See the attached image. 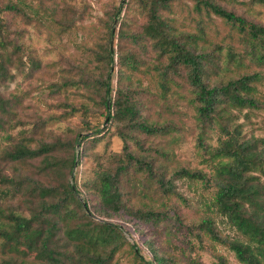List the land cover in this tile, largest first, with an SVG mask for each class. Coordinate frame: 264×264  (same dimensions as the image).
I'll return each instance as SVG.
<instances>
[{"label":"rangeland","instance_id":"rangeland-1","mask_svg":"<svg viewBox=\"0 0 264 264\" xmlns=\"http://www.w3.org/2000/svg\"><path fill=\"white\" fill-rule=\"evenodd\" d=\"M126 1L0 0V23L5 26L0 38L6 34L11 43L7 50L13 60L12 66L8 67L7 78L0 81V96L8 102L5 109L12 113L11 116L0 113L3 119L0 152L8 147L7 138L10 137L13 143L19 139L28 141L29 148L38 142L59 143L57 157L77 155L71 172L77 199L85 202V212H90L94 221L117 226L125 238L126 244L115 252L110 264H143L151 261L153 254L170 260L169 264H240L230 251L207 235H202L197 242L189 232L196 229L202 219H208L210 228L220 237H233V229L211 208H205L212 191L205 189L200 182L171 177L182 168L208 175L212 165L206 162L209 155L197 146L198 130L193 120L194 111L184 68H177L168 75L167 87L163 91L154 72L149 71V66L155 64L156 59L160 63L151 41L141 37L137 41H111L112 46L115 44L114 52L119 51L125 63H117L112 70V97L115 89L127 91L134 100L139 118L148 125L166 127L159 134L146 135L127 122H105L102 110L96 111L93 106L92 100L96 97L88 90L55 89L64 79L74 81L80 75H97L101 65L94 60L92 52L98 44L104 43L105 25L112 15V8L119 4L125 6ZM217 3L264 27L263 7L252 6L248 0H217ZM10 5L15 9H4ZM248 8L250 10L246 12ZM161 14L171 26L173 35L195 37L196 47L202 49L200 51H209L215 45L222 48L218 61L214 62L218 71L212 65L207 66L214 70H211L212 74L217 75L210 76V84L259 73L256 95L264 99V66H255L246 59L242 65H238V61L230 64L224 60L228 47L243 55L244 41L239 33L213 14L193 11L190 0L172 2ZM144 23L138 8L129 0L120 20L113 21V28L114 32L125 29L139 34ZM12 45L18 49H13ZM129 58H135L136 71L127 69L126 66L131 64ZM80 107L87 112H81ZM244 114V111H233L237 117L235 122L241 125L242 136L246 139L263 137V112L249 111L248 121L243 119ZM84 122L103 132L92 136L84 130ZM77 133L78 138L86 136L80 145L73 143ZM216 138V130L209 129L203 143L213 148ZM127 155L149 162L155 176L148 177L143 172L144 168L130 161ZM117 156L120 162L126 163V169L119 176L121 197L129 205L142 210L166 211L165 217L147 223L130 219L123 213L96 217V198L92 190L83 186L91 181L98 169L107 167L114 170L120 164L116 162ZM26 163L16 164V168L29 175L36 162ZM8 170L11 171V167ZM157 175L163 176L164 181L170 179L163 190L158 187ZM132 247L138 249L136 255ZM24 259L32 261L33 257L27 255Z\"/></svg>","mask_w":264,"mask_h":264},{"label":"trees","instance_id":"trees-1","mask_svg":"<svg viewBox=\"0 0 264 264\" xmlns=\"http://www.w3.org/2000/svg\"><path fill=\"white\" fill-rule=\"evenodd\" d=\"M130 1L138 8L145 22L140 33L133 34L125 29L114 32L113 21L120 20L129 0L125 2V6L119 4L113 7L112 15L105 25L104 43L98 44L92 52L94 60L101 65L98 73L96 71L97 75H80L74 81L64 79L55 89L71 87L88 90L89 94L96 97V100H92L93 106L96 111L102 110L105 122H127L146 135L159 134L166 127L148 125L139 118L134 100L127 91L115 89L112 97V70L117 63H125L119 51L114 52L115 44L112 46L111 41H137L139 37L151 41L158 52L160 63L156 59L157 65L155 63L149 66V71L154 72L163 91L167 87L168 75L177 68H184L190 88V104L194 111L193 120L198 130L197 146L209 155L206 162L212 165L209 166L208 175L182 168L171 177L174 180L187 178L197 181L205 189L211 190V198L206 202L205 208H211L221 217L233 229L234 235L232 238L220 237L210 228L211 222L208 219H202L197 228L189 232L197 242H200L202 235H207L210 240L230 251L240 264H264V136L243 137L241 125L235 122L237 117L233 115V111H244L243 119L248 121L249 111H261L264 114V99L256 95L259 73L210 84V76L217 75L212 74L214 70L207 66L212 65L218 71L214 62L218 61L222 48L215 45L209 51H200L202 49L196 47L195 37L173 35L171 26L161 14L172 2L181 0ZM190 1L193 3V11H203L222 19L243 39V55L236 54L228 47L224 60L230 64L238 61L237 64L242 65V61L246 59L255 66H264L263 26L252 23L243 14H235L233 9H226L217 0ZM248 1L252 6L264 8V0ZM4 9L11 11L15 7L10 5ZM249 10L250 8L245 11ZM2 31H5V26L0 23V33ZM189 38L192 39L188 40ZM9 44L11 43L6 34L0 38V81L7 78L8 67L13 64L12 54L7 50ZM12 48L18 49L15 45ZM128 60L131 64L126 66L127 69L136 71L135 58ZM7 103L0 96L2 116L12 115L11 111L5 109ZM80 110L87 112L81 107ZM1 120L0 116V126ZM83 127L92 136L103 132L98 127L89 126L88 122H84ZM209 129L217 132L216 146L213 148L203 143ZM78 136L77 133L73 137L74 145H80L86 139V136ZM7 144L8 147L0 152V264H110L115 252L126 244L125 238L117 226L94 221V216L85 212V202L77 199L78 192L71 181L77 155L57 157L59 143L38 142L36 146L29 148L28 141L19 139L13 143V139L9 137ZM127 157L138 167H143V172L148 177L155 176L149 162L129 155ZM120 160L117 156L116 162ZM26 162H36L34 171L29 175L20 173L16 168V164L26 165ZM10 167L11 171L8 170ZM114 168L98 169L91 181L83 186L92 190L96 198V217H111L123 213L130 219L143 223L165 217L166 211L153 212L129 205L121 197L119 180L120 173L126 169V163L120 162ZM169 181L170 179L164 181L161 175L156 176L158 187L162 190L169 185ZM137 250L135 248L133 251L135 255ZM27 255H32V261L24 259ZM169 263L170 260L166 261L155 254L151 261L143 262Z\"/></svg>","mask_w":264,"mask_h":264}]
</instances>
